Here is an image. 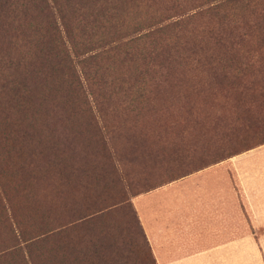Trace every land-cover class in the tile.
Returning a JSON list of instances; mask_svg holds the SVG:
<instances>
[{"label": "rangeland", "instance_id": "rangeland-1", "mask_svg": "<svg viewBox=\"0 0 264 264\" xmlns=\"http://www.w3.org/2000/svg\"><path fill=\"white\" fill-rule=\"evenodd\" d=\"M146 4L149 8L138 9L142 16L145 11L150 15L162 12L174 1L147 0ZM134 12L131 10L128 17ZM191 13L180 12L183 17ZM254 22L252 15L250 24ZM194 23L182 32L175 30L164 35L166 42L174 46L170 52H159L161 45L147 46L138 52L141 56L122 58L120 53L113 61L102 62L100 65L106 69L102 71L109 75L105 76L108 83L99 90L93 88L95 94L89 96L93 113L98 117L96 111L102 110L115 127L109 137L116 146L144 139L146 147L158 149L161 154L159 163L148 160L146 152L136 154V163L128 175L133 188H126L147 246L136 235L139 229L134 220L130 222L124 216L126 213L114 209L106 214V221L93 213L89 206L93 190L83 187L78 172L71 174L80 179L76 190L64 185L61 195H53L63 203L65 217L66 212L75 210L66 218L67 225L75 226L72 224L74 227L57 244L49 238V231L55 227L52 194L49 199L44 194L45 198L30 174L33 165L43 164L45 159L34 158L32 163L28 156L32 146L48 131H55L65 142L68 130L62 115L13 123L15 110L3 103L4 94L0 95V264H73L82 255L92 254L97 245L94 240L103 226L107 239L132 238L127 248L115 251V260L120 264H157L156 254L166 257L160 259L162 264H175L176 248L187 238L189 255L196 257L184 264H264V143H256L259 130L264 127V110L262 99L250 84L260 80L254 64L262 52L252 57L250 50L264 45V27L262 31L253 29L250 37L244 36V22L240 21L239 32L230 36L236 45V59L239 61L240 55L247 63L240 74L234 68L224 69V52L216 56L221 65L218 69H209L207 62L197 64L192 27L200 32L205 49L212 46V40L205 20ZM257 23L264 26L261 19ZM1 63L5 61H0V85L8 74ZM239 83L247 88L240 95ZM139 86L150 90L148 98L141 96ZM101 97L109 102L102 103ZM37 101H33L34 106ZM84 106L74 110L78 113L76 118ZM239 116L241 128L250 130L239 133ZM84 120L83 115L79 122ZM233 150L239 151L219 159ZM80 158L81 153L71 155L72 161ZM212 161L218 162L202 165ZM188 170L189 174L182 178L168 181L171 174ZM159 176L163 177L153 183ZM67 177L70 179L69 174ZM46 182V191H51L55 183ZM158 183L152 189L156 191L141 193ZM121 225L127 229L118 231L116 228ZM105 256V262L111 263L114 256Z\"/></svg>", "mask_w": 264, "mask_h": 264}, {"label": "trees", "instance_id": "trees-1", "mask_svg": "<svg viewBox=\"0 0 264 264\" xmlns=\"http://www.w3.org/2000/svg\"><path fill=\"white\" fill-rule=\"evenodd\" d=\"M173 1L174 4L162 12L155 11L150 15L145 11L142 16L138 9L149 8L147 0H0V61H5L1 67L8 73L2 78L0 95L4 94L3 103L15 110L16 121L13 123L33 117L43 119L62 115L68 130L69 136L64 137L68 143L63 142L55 131H48L43 139L32 146V154L28 156L32 163L34 158L45 159L43 164L35 163L30 174L43 195L49 199L52 194L50 202L55 211L52 225L55 227L48 235L56 244L69 228L75 226L74 223V226L66 224V218L72 216L75 210L70 214L66 212L68 216L65 217L63 203L54 197L61 195L64 185H72L74 190L78 188L80 179L72 177L78 172L82 176L83 187L93 190L90 192L94 197H90L89 203L93 213L104 221L107 220L106 214H111L114 209L121 211V214L126 213L124 216L130 222L134 220L139 229L136 235L147 246L145 235L127 199L126 188H133L128 175L136 163V154L146 152L147 159L157 163L160 162L158 158L161 154L158 149L146 147L144 139L116 146L109 137L115 127L105 119L107 114L97 110V117L93 113L89 96L95 94L93 88L99 90L108 83L105 76L109 75L102 71L106 70L105 65H100L102 62L109 63L120 53L123 54L122 58L141 56L138 52L147 46L161 45L159 52H170L174 46L166 42L164 35L169 31L182 32L191 23L195 25L194 22L203 19L209 26L212 46L205 49L200 32L192 27V50L195 51L197 64L201 66L207 62L209 69H218L221 65L216 56L224 52L227 54L224 69L234 68L242 74L247 68V63L243 62L240 55L239 61L236 59V45L230 41V36L239 32L240 21L244 22V36L250 37L255 30L262 31L264 26H260L257 19L264 22V0ZM131 10H135V15L128 17ZM181 11L193 13L183 17ZM252 15H255V22L250 24ZM126 18H130V21ZM163 43L166 44L162 46ZM250 51L252 57L262 52L255 59L257 64H254L256 71L261 74L260 80L250 84L253 92L262 99L263 106H260L264 110V45H255ZM239 88V95L247 89L240 83ZM139 90L143 98H148L150 90L141 86ZM157 92L156 97L159 96ZM33 101L39 102L38 105L34 106ZM100 101L103 103L108 100L101 97ZM82 105H85L84 109L79 111L80 116L76 118L78 113L74 110ZM83 115L85 120L80 123ZM243 130L246 129L241 128L239 116V133ZM258 137L256 143H264V127L260 128ZM237 151L227 152L219 159L230 157ZM78 153L82 154V158L72 161L71 155ZM217 162H204L202 165ZM187 174L189 170L175 176L171 174L168 181ZM162 177L159 176L153 183ZM46 180L55 183L51 191H46ZM157 185L159 183L141 193L151 191ZM131 194L135 195L133 192ZM104 228H100L94 240L97 245L92 254L87 256L83 253L75 261L73 259L75 263L108 264L105 262L106 253L109 257L114 256L109 264H120L115 260L118 255L115 251L127 248L132 238L125 240L119 236L113 240L107 239L103 235ZM116 229L119 231L127 228L121 225Z\"/></svg>", "mask_w": 264, "mask_h": 264}, {"label": "crops", "instance_id": "crops-1", "mask_svg": "<svg viewBox=\"0 0 264 264\" xmlns=\"http://www.w3.org/2000/svg\"><path fill=\"white\" fill-rule=\"evenodd\" d=\"M154 191H156V189L155 190L148 191L147 194H150V193H152ZM180 233L182 234L183 232H180ZM184 233L186 235L189 234V232H184ZM176 235H178V234H176ZM176 239L178 240L179 237H177ZM176 253L178 254L177 255V258H174L173 259L174 260L173 262H175V264H184L185 261H190L191 259H193L194 257H196V256H194V254L193 255H189L190 253H189L188 238L186 239V242L184 241V243H180L179 244V246L176 248ZM154 254H155V251H154ZM154 257L156 259L157 264H162L161 261H160V259L163 260L164 258H166V257H162L161 255H160V257H158L157 254Z\"/></svg>", "mask_w": 264, "mask_h": 264}]
</instances>
